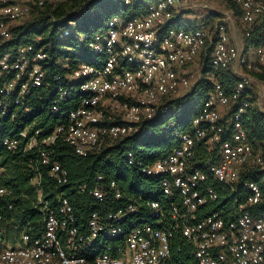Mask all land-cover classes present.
Instances as JSON below:
<instances>
[{
	"label": "built area",
	"instance_id": "built-area-1",
	"mask_svg": "<svg viewBox=\"0 0 264 264\" xmlns=\"http://www.w3.org/2000/svg\"><path fill=\"white\" fill-rule=\"evenodd\" d=\"M64 1L0 0V120L30 114L32 101L39 100V91L46 88L48 54L34 44L11 45L13 29ZM233 2L244 25L264 15V0ZM191 9L207 11L217 19L193 30L172 24ZM73 26L69 23L61 37L74 34L84 41L96 63L79 64L63 79H54L58 85L50 111L61 118L60 123L29 136L33 123L19 138L2 141L10 152L22 141L24 153L36 150L41 169L58 186L68 183L67 172L52 158L58 139L82 158L117 149L139 132L141 124L165 116L166 103L188 93L201 79L202 75L192 84L187 78L188 66L196 58L202 57L201 73L208 62L214 69L230 68L237 81L230 93L214 81L191 131L176 132L177 146L168 154L145 163L133 152H125L128 166L158 180L161 201L124 197L115 181L97 175L89 195L99 210L79 225L67 198L58 196L52 208L42 199V171L30 160L35 172L31 184L37 187L34 208L43 214V229L38 237L21 233L10 240L0 224V264H168L173 248L182 250L175 247L177 239L190 248L189 264H264V212L256 210L264 205V139L255 148L242 121L249 90L264 115V81L250 75L264 70V46L253 49L255 62L246 59L229 38L233 11L214 12L205 0L147 2L143 11L129 18H110L89 39L73 32ZM65 83H77L75 108H62L70 95ZM232 105L234 111L223 123L221 112ZM201 147L211 153L204 169L196 159ZM2 173L0 165V177ZM254 174L261 175L259 182L249 179ZM216 187L231 198L229 217L214 212L199 218L203 207L218 201ZM6 193L0 187V197ZM123 198L122 207L111 209Z\"/></svg>",
	"mask_w": 264,
	"mask_h": 264
},
{
	"label": "trees",
	"instance_id": "trees-1",
	"mask_svg": "<svg viewBox=\"0 0 264 264\" xmlns=\"http://www.w3.org/2000/svg\"><path fill=\"white\" fill-rule=\"evenodd\" d=\"M154 0H130L126 5L124 0H65L64 2L40 10L23 25L13 29L15 40L11 45L34 44L37 48L43 47L48 54V63L45 68V90L39 91L40 99L32 101V112L25 116H18L13 120L6 117L0 120V165L3 168L0 177V187L6 190V194L0 197V224L6 230V238L12 240L21 233L38 237L43 229V214L34 208L37 201V187L31 184L35 172L30 169L29 161L41 169L37 161L36 150L24 153L22 141L16 150L8 151L2 141L5 138L17 139L28 126L35 124L32 131L44 127L52 129L60 123L61 118L50 111L54 92L57 88L56 77H63L75 69L79 64H95L96 57L86 50L85 42L71 34L62 38L61 32L68 29L69 23H74L73 32L89 39L104 28L107 21L114 16L129 18L143 11L145 3ZM228 9L233 11L236 19H241V10L230 2ZM217 17L209 14L208 20L212 22ZM208 25V22H205ZM174 26L184 30L197 28L194 21L184 20L180 15L173 23ZM243 24V23H242ZM203 26V25H202ZM241 31V43L243 55L249 50L264 46V15L250 26L244 25ZM246 58V56H245ZM201 79L185 95L178 99L169 100L168 113L141 124L139 132L124 139L118 148L107 149L95 156L86 158L78 157L73 150L61 139L54 145L52 158L68 175V183L63 186L56 185L45 170L42 171L41 191L42 199L48 202L52 208L56 204V198L63 196L68 199L79 225H84L92 212L99 210V205L89 195V190L94 186L97 175L104 176L105 180L115 181L121 188L124 197L141 196L146 200L161 201L164 198L157 189L156 178H146L138 169L128 166L125 162L126 151L134 153L137 159L145 163L157 160L168 154L177 146L176 132L191 131V122L200 111L201 105L207 94L211 91L214 81H218L227 93L234 87L237 77L230 68L214 69L206 67L201 74ZM259 81H264V70L254 74ZM48 86V87H47ZM69 92L67 102L62 105L64 109L75 108L79 101L76 91L77 83L65 85ZM251 98L248 99V108L243 117V126L248 132L249 140L255 148L261 147L264 139V115L259 112L254 104V92L249 90ZM234 105L227 108V113L222 114V122L225 123L234 111ZM226 110V109H225ZM224 112V111H223ZM169 125V129H164ZM210 152L201 147L196 152L199 168L204 169ZM213 161L212 158H210ZM261 175H250L249 179L259 182ZM86 190L81 192V188ZM219 199L199 211V218L210 213H219L228 218L232 210L231 198L218 187ZM238 203L241 202V197ZM125 199L116 201L117 209L124 205ZM257 212H264V205L256 207ZM175 247L181 246L182 250L173 248L172 256L168 264H188L192 262L190 248L183 239L175 241Z\"/></svg>",
	"mask_w": 264,
	"mask_h": 264
},
{
	"label": "rangeland",
	"instance_id": "rangeland-1",
	"mask_svg": "<svg viewBox=\"0 0 264 264\" xmlns=\"http://www.w3.org/2000/svg\"><path fill=\"white\" fill-rule=\"evenodd\" d=\"M205 1L210 3V6L214 12H223V11L229 10L228 5L230 2H233V0H205ZM208 15L209 13L207 11L194 10V9L186 10L183 13H181V16L184 20L194 21L196 23L195 26L197 28L201 27L202 25L205 26L206 21L209 22L208 20H206L208 18ZM236 18L237 17H234V27L231 30V34H230V37L233 40V42L232 41L231 42L234 43V40H235L237 42L238 47L240 48V51L243 52V45L241 43V31L244 26L241 22V19L240 18L236 19ZM29 19L30 18H27L25 21L21 22V24L25 23ZM254 58L255 57L252 55L248 56V60L252 61V63L255 62ZM201 63H202V57H198L195 59V61L190 66H188L187 78L192 84L196 82L198 77L202 74L200 71ZM250 75L252 77L254 76V74H250ZM185 94L187 93L186 92L182 93V95H185ZM174 99H178V98H172V100ZM223 111L221 112L222 114L227 113V109Z\"/></svg>",
	"mask_w": 264,
	"mask_h": 264
},
{
	"label": "crops",
	"instance_id": "crops-1",
	"mask_svg": "<svg viewBox=\"0 0 264 264\" xmlns=\"http://www.w3.org/2000/svg\"><path fill=\"white\" fill-rule=\"evenodd\" d=\"M230 34H231V32L229 33V38H230V41H232L233 42V40H232V38L230 37ZM234 43L235 44H237V42L234 40ZM243 53V52H242ZM250 55H252L253 56V50H249L248 52H247V54H245V56L248 58V56H250ZM244 56V55H243ZM244 56V57H245ZM250 59V58H249ZM183 96V95H182ZM181 97V96H180ZM179 98V97H178Z\"/></svg>",
	"mask_w": 264,
	"mask_h": 264
}]
</instances>
